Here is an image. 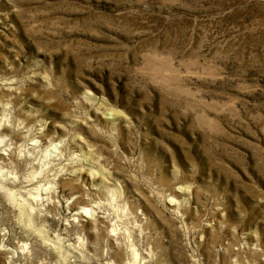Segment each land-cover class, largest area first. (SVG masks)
<instances>
[{"label": "rangeland", "instance_id": "374dc122", "mask_svg": "<svg viewBox=\"0 0 264 264\" xmlns=\"http://www.w3.org/2000/svg\"><path fill=\"white\" fill-rule=\"evenodd\" d=\"M0 264H264V0H0Z\"/></svg>", "mask_w": 264, "mask_h": 264}]
</instances>
